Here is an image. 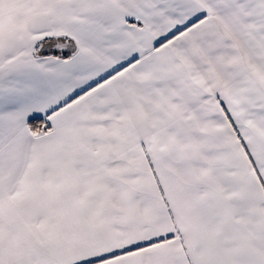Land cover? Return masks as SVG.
<instances>
[{
	"label": "snow or ice",
	"instance_id": "snow-or-ice-1",
	"mask_svg": "<svg viewBox=\"0 0 264 264\" xmlns=\"http://www.w3.org/2000/svg\"><path fill=\"white\" fill-rule=\"evenodd\" d=\"M0 264H264V0H0Z\"/></svg>",
	"mask_w": 264,
	"mask_h": 264
}]
</instances>
